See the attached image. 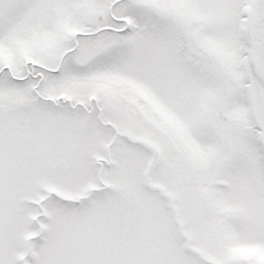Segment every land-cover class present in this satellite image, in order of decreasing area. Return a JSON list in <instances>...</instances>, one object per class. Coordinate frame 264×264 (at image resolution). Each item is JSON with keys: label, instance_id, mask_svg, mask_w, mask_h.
<instances>
[{"label": "snow or ice", "instance_id": "obj_1", "mask_svg": "<svg viewBox=\"0 0 264 264\" xmlns=\"http://www.w3.org/2000/svg\"><path fill=\"white\" fill-rule=\"evenodd\" d=\"M0 264H264V0H0Z\"/></svg>", "mask_w": 264, "mask_h": 264}]
</instances>
